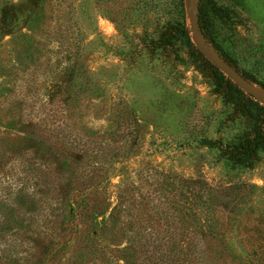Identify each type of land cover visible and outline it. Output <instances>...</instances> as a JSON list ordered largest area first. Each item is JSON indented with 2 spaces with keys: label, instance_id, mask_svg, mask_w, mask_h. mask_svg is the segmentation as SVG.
I'll return each instance as SVG.
<instances>
[{
  "label": "rangeland",
  "instance_id": "rangeland-1",
  "mask_svg": "<svg viewBox=\"0 0 264 264\" xmlns=\"http://www.w3.org/2000/svg\"><path fill=\"white\" fill-rule=\"evenodd\" d=\"M185 1L194 37L192 4ZM214 1L230 10L229 19L217 22L226 48L240 67L264 81V0ZM177 2L0 0V154L13 156L24 142L21 136L33 138L26 141L30 147L37 136L49 135L52 112L44 87L69 66V81L62 83L56 101L73 131L96 141L109 136L115 141L111 147L130 154L111 164V184L103 192L110 203L104 214L107 224L92 221L90 230L96 236L95 252L116 237L126 243L120 232L108 230L121 183L134 181L140 188L135 199L154 197V212L156 204V209L164 206L158 194L163 172L211 187L204 217L216 233L206 244L216 254L227 248L224 264H264V150L251 166L221 155L219 145L232 141L248 123L223 100L202 61L172 37ZM13 118L31 122L14 126ZM32 147L42 152L34 148L36 143ZM89 168L76 164L71 172L79 175ZM7 170L13 171L12 164H6ZM67 217L77 225L72 226L76 232L54 226L55 254L42 264H99L80 246L82 239L69 242L88 231L84 222L91 220ZM9 251L0 247L3 264Z\"/></svg>",
  "mask_w": 264,
  "mask_h": 264
},
{
  "label": "trees",
  "instance_id": "trees-1",
  "mask_svg": "<svg viewBox=\"0 0 264 264\" xmlns=\"http://www.w3.org/2000/svg\"><path fill=\"white\" fill-rule=\"evenodd\" d=\"M177 6V16L170 25L172 37L202 61L223 100L248 123L232 141L219 145L221 155L234 164L251 166L258 160V152L264 150V104L242 89L196 47L187 23L186 1L178 0ZM230 17V10L216 1L199 0L198 24L205 42L246 80L264 89V81L240 67L224 44L217 22ZM68 68L53 74L51 84L44 87L52 112L47 128L51 131L49 135L37 136L30 147L26 141L33 138L21 136L24 142L13 156L0 154V247L10 250L3 256L4 264H42L52 257L57 247L54 226L62 231L77 226L67 215L71 218L85 216L91 220L84 222L89 230L77 235L74 241L69 238V242L75 245L78 239H82L80 246L87 249L99 264H224L227 248L220 247L216 256L206 244L207 238L216 233L204 217L209 207L211 187L204 181L163 172L160 173L158 194L164 206L156 209V204L154 212L151 211L154 197L140 195L135 199L133 193L139 192L140 188L133 180L122 181L110 212L108 230L120 232L118 235L126 243L122 245L116 236L112 242H106L101 236L100 240L106 245L102 244L95 252L92 242L96 236L90 230L92 221L107 224L104 214L110 203L103 192H107L111 184L110 176L114 170L111 164L125 161L130 154L126 150L120 152L115 145L111 147L115 141L109 136L96 141L73 131L67 115L61 113L56 101L62 83L69 81L71 70ZM12 120L14 126L31 122V119ZM47 141L52 143L53 150L45 146L49 144ZM35 143L37 147L34 148L42 152L31 150ZM7 163L12 164L13 171H3ZM76 164L90 168L72 175L71 166ZM48 198L52 201L49 204ZM42 214L41 220H35ZM92 214L96 216L93 218ZM169 214L173 217L172 222ZM122 217L126 218L125 222ZM67 220L71 222L69 228ZM48 221L52 226H48ZM75 229L72 231L76 232Z\"/></svg>",
  "mask_w": 264,
  "mask_h": 264
},
{
  "label": "water",
  "instance_id": "water-1",
  "mask_svg": "<svg viewBox=\"0 0 264 264\" xmlns=\"http://www.w3.org/2000/svg\"><path fill=\"white\" fill-rule=\"evenodd\" d=\"M192 4V26L194 42L196 47L204 54V56L210 60L213 64L218 66L226 75H228L233 81H235L242 89L251 94L255 99L264 104V92L258 87L246 80L239 72H237L232 66L227 64L221 56H219L204 40L199 30L198 24V6L199 0H191Z\"/></svg>",
  "mask_w": 264,
  "mask_h": 264
}]
</instances>
